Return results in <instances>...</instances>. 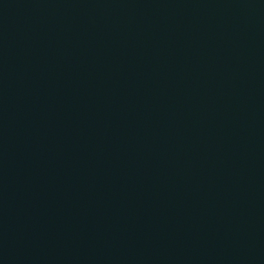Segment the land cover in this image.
<instances>
[{
	"label": "water",
	"instance_id": "water-1",
	"mask_svg": "<svg viewBox=\"0 0 264 264\" xmlns=\"http://www.w3.org/2000/svg\"><path fill=\"white\" fill-rule=\"evenodd\" d=\"M0 264H264V0H0Z\"/></svg>",
	"mask_w": 264,
	"mask_h": 264
}]
</instances>
